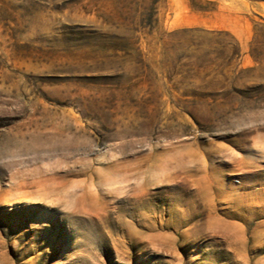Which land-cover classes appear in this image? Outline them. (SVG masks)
Instances as JSON below:
<instances>
[{"label": "rangeland", "instance_id": "374dc122", "mask_svg": "<svg viewBox=\"0 0 264 264\" xmlns=\"http://www.w3.org/2000/svg\"><path fill=\"white\" fill-rule=\"evenodd\" d=\"M190 3L0 0V264H264V21Z\"/></svg>", "mask_w": 264, "mask_h": 264}, {"label": "crops", "instance_id": "0c3cea01", "mask_svg": "<svg viewBox=\"0 0 264 264\" xmlns=\"http://www.w3.org/2000/svg\"><path fill=\"white\" fill-rule=\"evenodd\" d=\"M203 1H217V6L220 8L222 3L233 5L239 12H244L243 15L238 16L243 21L252 22L251 16L259 18L264 21V0H203ZM167 8L173 10L175 19L181 21L182 24L191 25L199 24L205 27H211L208 24L209 16L219 13L218 10H209L207 8H194L190 0H167ZM180 9L179 16H176L175 11ZM240 18H237L238 20ZM240 19V20H241Z\"/></svg>", "mask_w": 264, "mask_h": 264}]
</instances>
